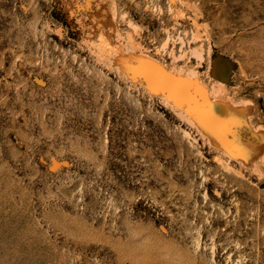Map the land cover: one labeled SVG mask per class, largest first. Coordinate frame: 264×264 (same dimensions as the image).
Here are the masks:
<instances>
[{
  "label": "rangeland",
  "instance_id": "obj_1",
  "mask_svg": "<svg viewBox=\"0 0 264 264\" xmlns=\"http://www.w3.org/2000/svg\"><path fill=\"white\" fill-rule=\"evenodd\" d=\"M0 264H264V0H0Z\"/></svg>",
  "mask_w": 264,
  "mask_h": 264
},
{
  "label": "bare ground",
  "instance_id": "obj_2",
  "mask_svg": "<svg viewBox=\"0 0 264 264\" xmlns=\"http://www.w3.org/2000/svg\"><path fill=\"white\" fill-rule=\"evenodd\" d=\"M128 59H129V58H128ZM139 59H140V58H139ZM125 60L127 61V59H125ZM130 60H132V58L129 59V61H130ZM141 60H142V59H141ZM132 61H133V60H132ZM135 61H138V59L135 60ZM123 62H124V60H123ZM128 63H129V62H128ZM132 63H133V62H132ZM134 63H135V62H134ZM141 63H142V62H141ZM124 65H125V63H124ZM133 65H136V63L133 64ZM138 65H139V64H138ZM125 66H126V65H125ZM129 66H130V65H129ZM146 66L149 67V66H151V65H146ZM154 66H155V65L151 66V68L154 67ZM136 67H137V66H136ZM148 67L146 68L147 73H145L146 71H144V73H145V75L147 74L146 77L149 78V81H151L152 79H154V78H152V77H153V76H152V75H153V72H152V70H151L152 73H151L150 75H151L152 77L150 76V77H151V78H150V77L148 76V75H149L148 73H150V72H148V69H149ZM125 68H126V67H125ZM143 69H144V68H143ZM153 70H155V69H153ZM140 71H141V69H140ZM156 72H157V71H156ZM162 72H163V71H162ZM139 74H140V73H139ZM155 74L158 76V77H157V76L154 75L155 77H157V78H159V79H164V76H165V75L163 76L161 72H159V74H158V72L155 73ZM142 75H143V74H142ZM145 75H144V76H145ZM150 79H151V80H150ZM167 79H168V78H167ZM155 80H156V79H155ZM155 80H152V81L155 82ZM157 80H158V79H157ZM171 80H172V79H171ZM147 81H148V80H147ZM152 81H151V82H152ZM158 82H159V80H158ZM144 83H145V82H144ZM164 83H165V82H164ZM166 83H167V82H166ZM174 83L177 85V81L174 82ZM156 84H157V82H156ZM172 84H173V83H172ZM159 85L162 86L163 84L160 83ZM159 85H158V86H159ZM168 85H169V83H168ZM170 85H171V84H170ZM180 85H181V84L179 83V85L176 86V89H177L178 91L183 90V89H182L183 87H181ZM183 86H184V85H183ZM195 86H196V85H195ZM162 87H163V86H162ZM158 88H159V87H158ZM163 88H164V87H163ZM185 88H186V87H185ZM190 88H191V87H190ZM160 89H161V87H160ZM174 89H175V88H174ZM167 91H168V90H167ZM171 91H172V89H171ZM171 91H170L169 93H172V92H173V91H172V92H171ZM187 91H188V90H187ZM193 91L195 92L196 96H197V95L199 96L198 98L201 99L200 101H202V103H205V104H206V102L208 101V99L206 100V95L204 96L203 91L201 92V90H200L198 87H193ZM161 93H162V92H161ZM169 93H168V94H169ZM173 93L175 94V92H173ZM173 93L171 94V97H172ZM179 93H180V92H179ZM165 94H166V93H165ZM176 94H177V92H176ZM183 95H185V94L183 93ZM168 96H169V95H168ZM194 96H195V95H194ZM194 96H192V99H190L188 96H187V97H186V96H185V97H182V99H183V101H186L187 103H189V102L191 101V102H193V104H194V102L196 103V101H197L198 104H199V101H198L199 99L195 96L196 99H197V100H195V97H194ZM178 97H179V96H178ZM166 98H167V97H166ZM172 98H173V97H172ZM180 98H181V97H180ZM188 101H189V102H188ZM184 103H185V102H184ZM208 103H209V101H208ZM190 104H191V103H190ZM196 104H197V103H196ZM211 105H212V104H211ZM211 105H210V106H211ZM191 106H192V105H191ZM210 106H209V108H210ZM201 107H202V106H201ZM201 107L198 105L197 108H200V109H201ZM203 107H204V106H203ZM189 108H190V107H189ZM211 108H212V106H211ZM194 109H195V108H193V110H194ZM195 110H196V109H195ZM205 110H206V109H205ZM211 110H212V109H211ZM201 111H203V110H201ZM206 111H207V110H206ZM208 111H209V110H208ZM190 112H192V111L190 110ZM198 112H199V111H198ZM211 112H213V111H211ZM202 113H203V112H202ZM213 113H215V112H213ZM221 113H222V112H221ZM188 114H189V112H188ZM215 114L217 115V113H215ZM198 115H199V113H198ZM213 115H214V114H213ZM213 115H212V117H213ZM228 115H229V114H228ZM238 115H239V114H238ZM200 116H201V115H200ZM200 116H199V117H200ZM208 116H210V115H208ZM208 116H207V114L204 113V115H203L201 118H203L204 120H205V119L207 120V122L205 121V122H206V126H207V128H208V126L210 125V126H211L210 129L213 130V133H215V134H219V135L221 136V139L223 140V142H221V143H225V144H226L227 141H232V140H227V139L225 138L228 134H227V135H226V134H223V133H225V132H227V133H231V131L229 130V126L227 127V122H228V119H230V117L228 118V117L226 116V118L223 119V122H224V124H223V122H222V124H223V129L221 128L222 130H219L218 128L213 127V125H212L213 123L210 122L211 120L209 121L210 117H209V119H208ZM215 117H216V116H215ZM195 118H196V117H195ZM217 119H218V120H217ZM221 119H222V118H221ZM221 119H220V120H221ZM212 120H213V119H212ZM216 120H217L218 123H219V118H215L214 122H215ZM197 121H199V120H197ZM203 123H204V122H203ZM215 125H216V124H215ZM228 125H230V124H228ZM232 125H233V124H232ZM220 126H221V125H220ZM221 127H222V126H221ZM235 127H236V126H235ZM240 127H241V126H240ZM238 129H239V128H238ZM210 131H211V130H210ZM235 132H236V131H235ZM215 134H214V135H215ZM235 134H236V133H235ZM213 137H214V136H213ZM215 137H216V136H215ZM231 137H233V138H232V139H234L233 142H235V135H234L233 133L231 134ZM236 137H237V136H236ZM216 138H217V137H216ZM218 138H220V137H218ZM229 138H230V137H229ZM238 139H239V138H238ZM216 141H217V140H216ZM219 141H220V140H219ZM237 141H238V140H237ZM233 142H232V143H233ZM230 143H231V142H230ZM221 145H222V144H221ZM230 145H231V144H230Z\"/></svg>",
  "mask_w": 264,
  "mask_h": 264
}]
</instances>
